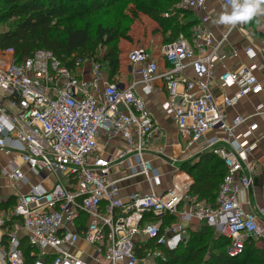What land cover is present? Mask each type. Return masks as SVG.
<instances>
[{"label":"built area","instance_id":"obj_1","mask_svg":"<svg viewBox=\"0 0 264 264\" xmlns=\"http://www.w3.org/2000/svg\"><path fill=\"white\" fill-rule=\"evenodd\" d=\"M207 2L181 0L179 7L200 13ZM208 24L209 17H200L190 38L151 54L130 51L127 62L139 80L129 85L116 76L110 80L108 64L87 56H73L72 70L47 50L23 60L13 49L0 50V177L9 192L16 190L13 208L0 212V264H27V250L32 264L164 262V250L185 242V223L193 219L229 241L230 258L241 256L250 239L264 238V209L248 213L240 201L254 182L250 156L256 145L249 140L258 126L250 123L252 116L229 119L226 112L260 95L263 86L255 67L225 71L218 77L220 87L237 92L224 95L223 107L218 105L214 68L229 32L218 40ZM244 53L256 58L251 47ZM162 93L161 110L188 147L225 165L215 206L188 198L192 178L181 169L160 191L163 177L146 159L155 122L145 98ZM243 125L247 130L239 134ZM210 132L219 134L208 137ZM101 138L121 139L126 148L103 156ZM137 177L147 181L150 192L122 197L120 183Z\"/></svg>","mask_w":264,"mask_h":264},{"label":"trees","instance_id":"obj_2","mask_svg":"<svg viewBox=\"0 0 264 264\" xmlns=\"http://www.w3.org/2000/svg\"><path fill=\"white\" fill-rule=\"evenodd\" d=\"M3 1V14L1 20L9 25L0 34V50L13 49L18 60L31 56L37 50H47L69 69L74 68L73 56L94 58L108 64V76L112 80L125 66L122 62L120 51L115 45L113 28L97 25L94 33L87 21L82 26H77L73 21L77 12L66 0H0ZM87 8L80 13L77 19L92 16L105 9H110L117 2L133 4L144 11L145 15L155 21L159 29L168 31L172 36L185 32L184 37L190 38L195 23L187 22L180 25L172 19H165V14H171L181 0H86ZM76 12V13H75ZM191 14L193 12H190ZM120 22L123 19L119 20ZM173 42H167L165 45ZM107 48V49H106ZM97 49H104L98 53ZM124 65V66H123ZM200 161L185 162L181 170H185L192 178L193 184L189 194L192 198L215 206L217 191L226 174L223 162L212 154L205 153L199 156ZM15 203L0 202V210L13 208ZM169 221H174L170 219ZM187 232V231H186ZM212 229L206 227L200 232L189 233L188 244L210 248L213 243L212 254H208L209 264H264V248H257L254 241H247L243 254L237 258L227 255L229 241L212 239ZM214 234V233H213ZM185 241L187 239L185 238ZM227 241V244L224 243ZM185 243L179 245L174 251L164 250L166 260L157 261L156 264H198L202 248L191 246L188 253L180 252ZM187 248V247H186ZM184 248V249H186ZM143 249L137 250V256L143 257ZM27 264H32L27 250Z\"/></svg>","mask_w":264,"mask_h":264},{"label":"crops","instance_id":"obj_3","mask_svg":"<svg viewBox=\"0 0 264 264\" xmlns=\"http://www.w3.org/2000/svg\"><path fill=\"white\" fill-rule=\"evenodd\" d=\"M225 7L218 0H208L207 8L205 11L196 13L193 12L192 21L196 24L200 17H209V28L213 31L218 40H221L224 35L228 32L227 40L223 44V47L218 50V57L214 68V80L212 82V90L215 99L220 107H223V96L228 95L230 97L234 96L237 89H223L218 83V77L221 73L225 71L237 72L246 67H255L254 75L261 82L263 86V92L258 96H250L248 98L242 99L234 107L227 109V114L229 119L237 116H252L250 118V123H255L258 129L253 132V136L250 138V143L255 144L256 148L250 156V164L255 169L254 172V182L249 190H243L240 194V201L245 212L257 214L260 209H264V17L261 19L253 20L251 23L244 25L243 27L231 28L224 25H219L216 23L220 14L224 11ZM259 21V23H257ZM247 47H251L254 50L256 58L250 59L244 50ZM161 69H165V63L160 61ZM191 75V71H188ZM127 79L124 83L123 77ZM119 82L125 85H129L135 81L139 80L138 75L135 73L133 68L128 64L126 57V65L116 76ZM137 92L141 94V90L138 89ZM164 98V93L153 94L145 98L147 107L149 108L152 117L155 122V127L157 133L153 134V139L150 143V152L146 155V159L152 162L154 167L158 169L161 173L164 181V186L160 191L166 190L171 181V176L174 170H180L181 165L187 161L191 160L188 158L191 153L201 156L199 154L197 147H188V142L185 138L181 137L177 131L176 125L171 117L165 115L161 110V104ZM261 106L262 110L256 113V108ZM248 125H243L238 129V133H244L247 130ZM218 132H210L208 137L218 135ZM166 139V144L160 146L163 150V155L157 156L152 150H157L159 145L158 142ZM179 141V145H173V142ZM187 143V151L180 150L182 145ZM126 144L121 139L107 140L106 138H101L99 141V151L103 156H109L114 154L119 149H125ZM205 154V153H204ZM210 154V153H208ZM193 158V157H191ZM1 162L6 164L7 159L2 158ZM20 164V162L18 161ZM25 172L27 169L23 168ZM119 177L118 173L113 175V178L117 179ZM193 184V181H192ZM6 182L0 177V202H10L15 203V192L16 190L8 191L6 188ZM5 187V188H4ZM19 187V186H18ZM120 195L122 197L127 196L129 193L140 192L148 193L150 192V187L147 181L143 177H137L133 179L121 182L119 185ZM26 189L23 188L24 192ZM218 195V194H217ZM196 201V199L194 198ZM200 203V202H197ZM206 205L204 203H200ZM186 207L182 204L180 211H183ZM5 210H0L3 212ZM186 234L200 232L207 226L203 222L197 220H192L189 223H185ZM213 231V230H212ZM213 233L218 237L222 238L218 233ZM224 239V238H222ZM254 241L257 248H264V238L263 239H250ZM249 240V241H250ZM186 242V241H185ZM184 242V243H185ZM82 247H85L83 243H79ZM148 264H156L150 262Z\"/></svg>","mask_w":264,"mask_h":264},{"label":"rangeland","instance_id":"obj_4","mask_svg":"<svg viewBox=\"0 0 264 264\" xmlns=\"http://www.w3.org/2000/svg\"><path fill=\"white\" fill-rule=\"evenodd\" d=\"M67 5H70L72 9H74L77 12V16L74 18V22L77 26H82L83 23L86 21L90 23L92 32L94 33L95 28L97 25L102 24L104 27L110 26L113 28V36L115 37V42L112 44L115 45L121 53L122 57V62L125 63L126 65V57L127 54L130 51L133 50H144L151 54L154 52L156 49H159L165 43L167 42H176L181 39V37H184L185 32L182 34H179L177 36H172L168 31H164L159 29L158 25L150 19L148 16L145 15L144 11L139 9L138 7H135L133 4L127 3V2H117L111 6L110 9H105L103 11H100L98 13H94L92 16H84L82 20L77 19L80 17V13L84 12L86 10L87 6V1L86 0H66ZM2 3L3 1H0V34L2 31L9 25L8 22H3L1 20L2 14H3V9H2ZM175 11L171 14H165L164 17L165 19H172L171 21H175L177 23H181L180 25H185L187 22L192 21L193 19V14H191L188 11H185L179 7V4L175 7ZM76 13V12H75ZM123 19L122 22L119 20ZM107 49V48H106ZM104 49L100 50L97 49L98 53L103 52ZM123 65V66H124ZM124 83L127 82V79L125 76L123 77ZM157 129L155 127L154 133H157ZM166 144V139H163V141L158 142V149L157 150H152L155 154L157 153H162L163 155V150L160 149V146H163ZM187 143L185 145H182V149L180 150L187 151ZM195 154L191 153L188 158L191 160H187L185 162H198L201 159L199 158V155L194 157ZM193 157V158H191ZM184 162V163H185ZM185 170H182L184 172ZM186 172V171H185ZM219 191H217L216 194H218ZM192 194L188 193V198L189 199H194L192 198ZM196 203H204L208 205L206 201H202L200 198H195ZM167 222H171L168 221ZM189 234L185 236L187 239L186 243L189 240ZM212 239H218L221 240V238H218L215 234L212 233L211 235ZM224 242V241H223ZM224 243L227 244V241ZM187 246H184L180 252H186L188 253L189 248L191 246H194L196 248H202V252L200 253V262L198 264H209L207 261L208 254L213 253L212 248H213V243L211 244L210 248L204 249V246H197V244L190 245V244H185ZM187 247V248H186ZM186 248V249H184ZM211 260V259H210Z\"/></svg>","mask_w":264,"mask_h":264},{"label":"clouds","instance_id":"obj_5","mask_svg":"<svg viewBox=\"0 0 264 264\" xmlns=\"http://www.w3.org/2000/svg\"><path fill=\"white\" fill-rule=\"evenodd\" d=\"M258 16H264V0H227L216 23L236 28L251 23Z\"/></svg>","mask_w":264,"mask_h":264}]
</instances>
